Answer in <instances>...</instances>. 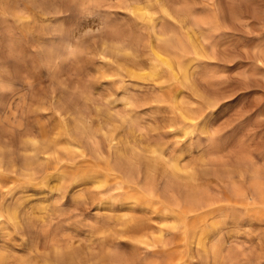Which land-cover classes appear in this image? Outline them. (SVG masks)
<instances>
[{
	"label": "rangeland",
	"instance_id": "obj_1",
	"mask_svg": "<svg viewBox=\"0 0 264 264\" xmlns=\"http://www.w3.org/2000/svg\"><path fill=\"white\" fill-rule=\"evenodd\" d=\"M186 27L202 47L198 56L178 51L189 85L159 60L166 38L186 46ZM78 120L89 139L73 144ZM127 124L156 150L136 151L151 157L160 192L166 183L172 193L208 187L227 207L230 181L264 189V0H0V207L17 215L1 219L0 264H130L144 240L136 220L175 225L111 170L122 155L107 137ZM45 149L61 158L55 168ZM146 170L134 167L139 185ZM225 213L224 263L264 264V212ZM214 216L190 221L189 232L208 239Z\"/></svg>",
	"mask_w": 264,
	"mask_h": 264
},
{
	"label": "bare ground",
	"instance_id": "obj_2",
	"mask_svg": "<svg viewBox=\"0 0 264 264\" xmlns=\"http://www.w3.org/2000/svg\"><path fill=\"white\" fill-rule=\"evenodd\" d=\"M157 2L159 3L160 0H157ZM166 5L160 3L161 11L163 12V14L171 15ZM192 31L187 27L185 29L184 42L186 46L183 45L179 40L170 39V37H168L164 40L165 47H163V50H159V53L163 54L166 57L165 59L159 58V60H161V62L164 64L166 71L171 74L173 69H176L179 78L181 79V83L188 85L192 84L190 66L188 62L179 60L178 51L187 50L189 53L195 56L202 54V47L197 43V38ZM159 34H161V32ZM120 51L121 49L117 47L109 49V52L112 54H119ZM181 116L182 118H185L184 113ZM181 129H183V127ZM136 130L137 129L134 126L127 124V126H123L121 130H118L116 131V133L111 134L107 137L110 148L112 149L117 146L119 153L122 155L117 165H115V168L112 166L111 170L117 169L119 172H123L124 175L130 179L129 184H127L126 187L135 193L136 198L142 199L143 202L151 206V213L160 212V207L157 206L160 205L161 209L164 210L165 215L169 216L170 219L172 218L176 223L175 225H170L169 223V225L159 226V217H150L145 221L144 219H139V215V220H136L137 217L135 216V220L138 221L136 229L140 234L139 238H144V240H140V243H142L143 246L137 248L138 255L136 259L130 264H225V260L227 261V258H229V255L226 253L228 252V250H230L229 248L231 247H228L229 245H227L228 248L224 246L227 241L225 240V235L223 233V224H225V220L222 219V217L226 215L225 212L227 210V207L236 211H238V209L244 210V212L247 214L257 211L259 213H263L264 189L258 182H254L251 186H249V188H246L241 182L232 183V181H230V184L227 185V189L231 194V199L229 200V204L227 207L219 202L221 201L220 199L210 196L208 187L203 189L200 188L199 190H192L191 188L184 186L183 188L178 187V189L180 190H178L179 192L172 193L174 186L171 183H166L162 186V192H160L154 186L152 181L155 168L153 167L151 157L145 156L144 154L142 155L141 153L136 151L144 150L148 152V154H152L156 150L152 148L147 149L146 147L144 148V146L142 147L143 143L142 145H140L139 136L135 134ZM68 133L69 137L71 138L70 141L73 144V141L76 140L73 137L80 138V136L86 135V137H88L89 139V136H87L86 134V127L84 126L83 122L79 120L74 122L72 129ZM30 143L34 144L32 142ZM30 143L28 142V144ZM90 144H92V142H90ZM26 145L27 144H24V146ZM96 150L99 152L101 151L100 147H97ZM41 152L42 154H52L48 149H45ZM101 153L102 152L98 154ZM40 158L39 154H35L33 155V158L25 160L24 165L31 166ZM59 159L61 160V158H54V156L51 155L47 160L50 163L52 162V168H55V165L58 164L57 161H60ZM175 160L177 159L175 158ZM141 162H144L147 166V181L143 183V185H139L138 182H135L132 178L134 167L137 163ZM169 168L173 176H179L177 174L179 171H181V167L179 166L178 161H173ZM46 171H48V169ZM191 181L193 180L191 179ZM116 184L119 190L123 189L122 182H117ZM169 193L171 194L169 195ZM128 204L130 205V208L131 206H137L136 202H128ZM118 206H121V204ZM139 206L140 209L144 211V207L142 205ZM215 212L219 215L214 216ZM210 215H213L215 217V219L209 224L212 236H210L208 239H200L197 236L195 237V233L189 232V227L187 226L190 221L204 222L205 219ZM239 216L240 215H235V212H233L229 217L230 222L234 221L237 227L240 222ZM3 217L5 218L6 222L15 221L17 219L16 209L9 206L4 210L2 208L0 210V225L4 224L3 222L1 223V219ZM174 231H177V233H174ZM229 238L231 237L229 236ZM5 260V254L0 251V263L4 262ZM71 264L80 263L73 261L71 262Z\"/></svg>",
	"mask_w": 264,
	"mask_h": 264
}]
</instances>
